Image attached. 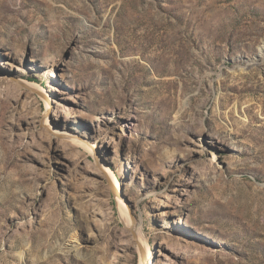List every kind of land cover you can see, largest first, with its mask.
<instances>
[{"label": "rangeland", "instance_id": "rangeland-1", "mask_svg": "<svg viewBox=\"0 0 264 264\" xmlns=\"http://www.w3.org/2000/svg\"><path fill=\"white\" fill-rule=\"evenodd\" d=\"M143 255L264 264V0H0V264Z\"/></svg>", "mask_w": 264, "mask_h": 264}, {"label": "bare ground", "instance_id": "bare-ground-1", "mask_svg": "<svg viewBox=\"0 0 264 264\" xmlns=\"http://www.w3.org/2000/svg\"><path fill=\"white\" fill-rule=\"evenodd\" d=\"M46 100L48 101L47 98H46ZM91 151L94 153L95 148L94 147L91 148ZM113 190H114V192H115L116 195H119L120 196V194H121V188H120L119 183H117L115 187L113 186ZM129 226H130L131 230L134 231V233H135V231H136V224L131 221V224ZM149 256H150V254H149ZM142 264H148L147 263L146 256H144V255H143V263Z\"/></svg>", "mask_w": 264, "mask_h": 264}]
</instances>
